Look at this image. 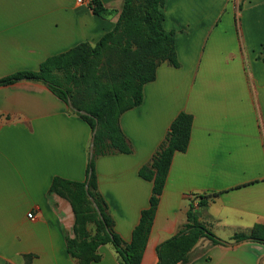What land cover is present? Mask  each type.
I'll return each mask as SVG.
<instances>
[{
  "label": "crops",
  "instance_id": "1",
  "mask_svg": "<svg viewBox=\"0 0 264 264\" xmlns=\"http://www.w3.org/2000/svg\"><path fill=\"white\" fill-rule=\"evenodd\" d=\"M101 1L114 12L107 18L89 0H0V81L96 44L125 0ZM163 12L180 67L162 64L142 103L121 116L133 151L96 159L98 192L130 243L153 190L139 172L178 114H191L190 144L173 157L141 264L159 263L160 245L185 228L190 211L228 244L201 241L189 264H264V244L230 241L264 225V0H166ZM92 135L45 84L0 85V264H78L67 250L72 205L50 189L56 178L87 180ZM99 254L92 264H121L112 244Z\"/></svg>",
  "mask_w": 264,
  "mask_h": 264
},
{
  "label": "trees",
  "instance_id": "2",
  "mask_svg": "<svg viewBox=\"0 0 264 264\" xmlns=\"http://www.w3.org/2000/svg\"><path fill=\"white\" fill-rule=\"evenodd\" d=\"M165 3L166 0H125L114 29L96 44L81 43L48 58L38 71L18 72L0 81V85L21 80L41 82L67 105L71 101L75 110L87 112L88 115H82L70 109L85 120L92 131L98 125L87 180L80 183L56 178L50 189L72 205L74 238L67 239V250L78 264L99 261V248L105 244L114 246L121 264H141L173 157L177 152L188 150L194 119L191 114L181 112L151 162L139 172L143 179L153 183L150 207L142 212L132 241L125 243L117 234L108 206L98 192L95 162L100 156L132 153V146L120 126L121 116L142 103L144 87L157 79L162 64L180 67L175 33L164 29ZM90 8L101 18L114 13L101 0H92ZM89 196L94 199L100 214ZM206 204L200 203V207L204 208ZM198 214L190 211L185 228L160 245L158 264H189L194 249L203 240L212 245L227 244L199 221ZM248 239L264 244V225H256L248 233H238L230 241Z\"/></svg>",
  "mask_w": 264,
  "mask_h": 264
},
{
  "label": "water",
  "instance_id": "3",
  "mask_svg": "<svg viewBox=\"0 0 264 264\" xmlns=\"http://www.w3.org/2000/svg\"><path fill=\"white\" fill-rule=\"evenodd\" d=\"M68 106H69L70 109H72V110H74V111H76V112H78V113H80V114H82V115H88V113L85 112V111L75 110L74 107H73V105H72V103H71V101L68 102ZM97 128H98V125H97L96 128L94 129V131H93V135H92V141H91V146H90V158H92L93 155H94L95 137H96ZM88 190H89V184H88V182H87V184H86V191L88 192ZM89 198H90L91 202L93 203L94 207L98 210V212H99V214H100V211H99L98 206L96 205L94 199H93L91 196H89ZM244 241H252V240H251V239H248V240H244ZM224 243H225V242H224ZM227 244H228V243H227Z\"/></svg>",
  "mask_w": 264,
  "mask_h": 264
},
{
  "label": "built area",
  "instance_id": "4",
  "mask_svg": "<svg viewBox=\"0 0 264 264\" xmlns=\"http://www.w3.org/2000/svg\"><path fill=\"white\" fill-rule=\"evenodd\" d=\"M79 3H82V2H84L85 0H77ZM91 1L92 0H89V2L91 3ZM28 218L30 219V220H36V215L33 213V212H31V213H29L28 214Z\"/></svg>",
  "mask_w": 264,
  "mask_h": 264
},
{
  "label": "rangeland",
  "instance_id": "5",
  "mask_svg": "<svg viewBox=\"0 0 264 264\" xmlns=\"http://www.w3.org/2000/svg\"><path fill=\"white\" fill-rule=\"evenodd\" d=\"M93 45V44H92Z\"/></svg>",
  "mask_w": 264,
  "mask_h": 264
}]
</instances>
